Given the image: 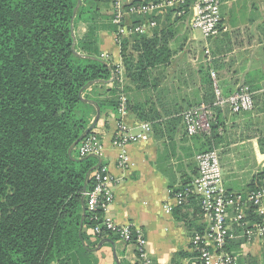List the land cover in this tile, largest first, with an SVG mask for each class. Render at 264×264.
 I'll return each mask as SVG.
<instances>
[{
    "label": "trees",
    "instance_id": "16d2710c",
    "mask_svg": "<svg viewBox=\"0 0 264 264\" xmlns=\"http://www.w3.org/2000/svg\"><path fill=\"white\" fill-rule=\"evenodd\" d=\"M100 4L109 8L110 0H81L79 6L78 0H0V264H94L87 241L113 236L104 230L93 234L83 197L92 189L90 173L103 164L94 156L79 158V144L68 156L96 115L81 99L95 102L100 117L118 109L117 80L108 83L115 66L100 58L98 48V33H114L116 26L101 14ZM170 17L169 11L165 23ZM71 21L74 50L88 58L72 52ZM143 21L136 19L133 26ZM78 24L85 26L80 38ZM160 31V38L133 36L118 45L124 85L143 87L149 69L169 62L168 39ZM132 110L147 122L141 110ZM215 121L213 115L208 140H217ZM94 129L84 139L99 138ZM263 185L264 171L247 190ZM245 221L247 228L258 221L252 209ZM242 242H231L227 250L232 253Z\"/></svg>",
    "mask_w": 264,
    "mask_h": 264
},
{
    "label": "crops",
    "instance_id": "0c3cea01",
    "mask_svg": "<svg viewBox=\"0 0 264 264\" xmlns=\"http://www.w3.org/2000/svg\"><path fill=\"white\" fill-rule=\"evenodd\" d=\"M111 7V0L109 8L100 4L101 14L110 16ZM220 13L219 33L210 39L191 28L190 13L180 19L171 16L166 23L163 20L161 28L147 37L156 34L160 38V30H165L169 62L149 69L143 87L127 81L124 90L129 110L125 116L107 110L94 129L102 144L100 162L118 182L106 215L116 225L141 229L155 264H199L189 248L191 235L206 225L199 200L192 198L177 206L172 198L196 177L197 155L210 147L218 151L229 193L247 191L253 176L264 171V0H222ZM130 21L134 19L128 17L125 24ZM84 32L85 26L78 24L76 37ZM98 48L112 65L122 64L116 32H99ZM211 73L223 96L245 87L253 93L254 102L252 111L241 114L214 107V120L220 124L216 141L204 134L188 137L181 117L192 107H213ZM132 108L141 110L140 117L147 122L139 120ZM120 123L133 133L151 124L144 141L126 146L128 165L123 169L117 166L121 151L113 144ZM87 243L94 264H136L134 246L113 236ZM232 254L237 264H264V237L233 246Z\"/></svg>",
    "mask_w": 264,
    "mask_h": 264
},
{
    "label": "built area",
    "instance_id": "2783aa9c",
    "mask_svg": "<svg viewBox=\"0 0 264 264\" xmlns=\"http://www.w3.org/2000/svg\"><path fill=\"white\" fill-rule=\"evenodd\" d=\"M222 0H159L133 5L130 0H111L110 17L116 26V42L133 36L147 37L160 28L168 12L173 19H180L190 13L191 28L201 34L203 39H210L218 35L221 26ZM131 17L134 20H144L141 24L133 26L132 21L125 24ZM159 18V21H157ZM100 58L109 65L111 59L106 54ZM115 66L114 80L118 83V109L119 117L127 113V98L124 93V69L122 64ZM214 84L215 102L213 107L228 108L233 114L252 111L254 107L253 93L242 87L233 94L225 97L219 90L215 75L211 73ZM182 121L188 137L207 135L213 121L212 110L205 106L192 107L183 112ZM150 125L143 124L136 133L126 125L120 123L113 135V144L119 148L117 166L120 169L128 165L125 148L129 144L139 143L146 139L150 132ZM102 144L96 135L82 140L76 154L79 158L94 156L99 160L102 157ZM197 175L188 185L183 186L175 194L173 201L177 206H183L189 199L199 200L205 228L194 232L189 240L190 251L199 264H237V258L227 250V246L237 239L250 242L254 237H264V185L252 191L242 193H229L223 184V175L217 150H211L196 156ZM93 182L92 189L85 191L83 197L86 209L92 214L94 223L92 232L99 235L102 230L116 237V240L131 244L136 252V264H155L147 253V241L139 228L130 224L116 225L106 214L113 203L114 188L118 184L112 177L106 165H101L90 173ZM258 221L247 228L245 221L247 212L251 210ZM168 210H170L168 208ZM232 215V217H231ZM231 217V225L228 220Z\"/></svg>",
    "mask_w": 264,
    "mask_h": 264
},
{
    "label": "water",
    "instance_id": "95a60500",
    "mask_svg": "<svg viewBox=\"0 0 264 264\" xmlns=\"http://www.w3.org/2000/svg\"><path fill=\"white\" fill-rule=\"evenodd\" d=\"M81 4V0H78V6ZM78 6L75 8V10H74V12H73V18H74V15H75V13H76V11H77V8H78ZM72 23H73V21H71V24H70V28H71V32H72V38H73V43H72V52L76 55V56H78V57H80V58H88V57H86V56H83V55H80V54H78L75 50H74V46H75V38H74V33H73V28H72ZM92 59H94V60H98V59H96V58H92ZM114 81V77H113V75H112V78H111V80L108 82V83H111V82H113ZM81 101L82 102H85V103H89V104H91L92 106H94L95 107V109H96V115H95V118H94V120H93V122L90 124V126L81 134V136L74 142V144L71 146V148H70V150H69V152H68V156L70 157V158H72V155H71V153H72V149L74 148V147H76L95 127H96V125H97V123H98V121H99V119H100V111H99V108L97 107V105H96V103L95 102H92V101H86V100H83V99H81ZM100 161H99V165H100ZM81 228H82V225L80 226V230H81ZM111 243V242H110Z\"/></svg>",
    "mask_w": 264,
    "mask_h": 264
},
{
    "label": "rangeland",
    "instance_id": "374dc122",
    "mask_svg": "<svg viewBox=\"0 0 264 264\" xmlns=\"http://www.w3.org/2000/svg\"><path fill=\"white\" fill-rule=\"evenodd\" d=\"M105 12V11H104ZM106 13H108V10L106 11ZM93 119V118H92ZM94 120V119H93ZM93 122V121H92ZM84 258H85V256H84Z\"/></svg>",
    "mask_w": 264,
    "mask_h": 264
}]
</instances>
